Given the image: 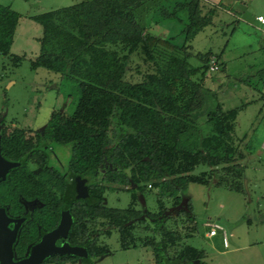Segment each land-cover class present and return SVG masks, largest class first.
Masks as SVG:
<instances>
[{
	"label": "trees",
	"instance_id": "trees-1",
	"mask_svg": "<svg viewBox=\"0 0 264 264\" xmlns=\"http://www.w3.org/2000/svg\"><path fill=\"white\" fill-rule=\"evenodd\" d=\"M219 6L220 1L207 0H77L29 16L41 28L30 67L73 80L78 87L73 110H51L39 135L66 147L69 175L90 178L89 200L72 203L69 235L84 236L88 226L93 230L97 222L105 223L111 228L106 235L116 232L119 248L147 247L153 264H200L203 250L184 243L196 225L189 198L179 192L187 183L246 189L245 168L238 160L248 146L240 147L234 136L245 103L223 108L215 101L205 114V134L194 120L209 92L202 80L212 52L195 54L200 63L194 66L188 61V42L212 22ZM18 17L0 5V54L9 51ZM154 18L175 21L178 31L148 30L157 24ZM215 54L217 69L221 63ZM23 56L11 55L13 65ZM132 57L139 63L132 66ZM25 130L22 151L31 149ZM42 153L35 159L42 168L38 178L22 166V193L34 192L44 207H58L56 193L66 180L44 166ZM200 164L206 169L194 174ZM110 190L127 191L128 204H104ZM151 191L154 210L138 206L139 196Z\"/></svg>",
	"mask_w": 264,
	"mask_h": 264
},
{
	"label": "rangeland",
	"instance_id": "rangeland-1",
	"mask_svg": "<svg viewBox=\"0 0 264 264\" xmlns=\"http://www.w3.org/2000/svg\"><path fill=\"white\" fill-rule=\"evenodd\" d=\"M76 1L0 0V5L8 6L19 15L9 51L0 54V119L4 122H13L35 133L32 129L40 131L51 110L62 113L73 110L78 95L76 82L62 80L56 73L29 65L38 50L37 38L41 35L40 25L29 16ZM213 1H220L221 6L215 11L212 22L188 42L190 64L198 65L200 61L194 55L207 50L212 52L209 59L219 53L217 61L221 63L212 73L208 69L209 72L204 74L202 83L209 92L203 106L195 112L194 120L200 127V134H205L209 131L204 122L205 114L215 101L223 108L245 103L236 116L234 136L237 142L240 140V147L245 143L249 150H242L244 158L238 160L245 168L246 189L238 192L222 185L187 183L179 193L191 202L196 229L184 243L203 250L200 264H264V96L260 98L264 95V24L255 19L257 15L264 18V0ZM206 9L202 7L203 11ZM153 20L157 24L148 30L154 33L173 35L178 31L179 26L173 20ZM119 47L115 49L120 51ZM11 55L24 56L13 65ZM131 62L133 66L139 59L132 57ZM54 149L65 162L68 157L66 147L54 145ZM205 169L206 166L200 164L192 172L196 174ZM77 177L83 184L79 188L81 193L90 178ZM128 202L127 191L110 190L104 194L107 206L122 208ZM137 205L154 210V191L142 193ZM206 221L217 223L225 231V247L219 231L211 237L206 236ZM87 228L88 236H99L106 242L101 240L102 246L97 244L98 248H95L99 252L106 250L97 264H153L147 247L119 248L116 232L112 229L109 236L106 235L111 228L105 223L97 222L93 230L91 226Z\"/></svg>",
	"mask_w": 264,
	"mask_h": 264
},
{
	"label": "flooded vegetation",
	"instance_id": "flooded-vegetation-1",
	"mask_svg": "<svg viewBox=\"0 0 264 264\" xmlns=\"http://www.w3.org/2000/svg\"><path fill=\"white\" fill-rule=\"evenodd\" d=\"M32 130L35 133H23L31 149L22 151V126L0 119V264H97L106 254V250L95 251L103 238L69 235L74 221L72 203L76 198L88 201L87 190H83L86 197L79 196L83 184L77 176L69 175L67 159H61L54 145L46 140L42 143L38 129ZM40 153L46 156L44 166L66 180L62 192L56 193L58 207H44L34 192L27 196L22 193V166L38 178L42 168L35 159ZM63 219L65 223L69 219L68 227L45 239Z\"/></svg>",
	"mask_w": 264,
	"mask_h": 264
},
{
	"label": "built area",
	"instance_id": "built-area-1",
	"mask_svg": "<svg viewBox=\"0 0 264 264\" xmlns=\"http://www.w3.org/2000/svg\"><path fill=\"white\" fill-rule=\"evenodd\" d=\"M255 19L257 21H259L260 23H264V18L261 16V15H257L255 17ZM216 68V65L214 63V58L213 59H210L208 61V69L210 71L214 70ZM204 226L207 228V231H206V235L207 236H213L217 233V231L220 232V235H221V241H222V244L224 246H226V233L225 231L222 229L221 226H219L217 223L213 222V221H206L204 223Z\"/></svg>",
	"mask_w": 264,
	"mask_h": 264
},
{
	"label": "water",
	"instance_id": "water-1",
	"mask_svg": "<svg viewBox=\"0 0 264 264\" xmlns=\"http://www.w3.org/2000/svg\"><path fill=\"white\" fill-rule=\"evenodd\" d=\"M243 183H244V181H243ZM83 192L85 193L84 196L86 197V192L85 191H83ZM83 192L81 191V193L79 194V196H83ZM68 224H69V219H68V222H66V223H65V220L64 219L61 220L59 226L55 230L51 231L50 233H47L44 238L46 239V238H53V237H55L56 236V233L58 232V230L59 229H65V228H67L68 227Z\"/></svg>",
	"mask_w": 264,
	"mask_h": 264
},
{
	"label": "crops",
	"instance_id": "crops-1",
	"mask_svg": "<svg viewBox=\"0 0 264 264\" xmlns=\"http://www.w3.org/2000/svg\"><path fill=\"white\" fill-rule=\"evenodd\" d=\"M211 2H216V1H213V0H210ZM257 21V20H256ZM258 23H260L259 21H257ZM261 25H263L264 23H260ZM207 236V235H206ZM227 236V235H226ZM207 237H211V236H207ZM226 242H227V238H226ZM221 243H222V241H221ZM226 245H227V243H226ZM222 246L223 247H225L223 244H222Z\"/></svg>",
	"mask_w": 264,
	"mask_h": 264
}]
</instances>
